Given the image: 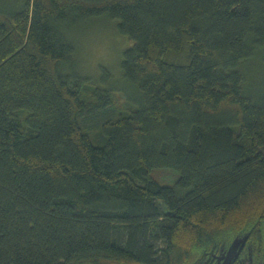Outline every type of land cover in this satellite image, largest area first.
I'll return each mask as SVG.
<instances>
[{
    "label": "trees",
    "instance_id": "1",
    "mask_svg": "<svg viewBox=\"0 0 264 264\" xmlns=\"http://www.w3.org/2000/svg\"><path fill=\"white\" fill-rule=\"evenodd\" d=\"M100 18L123 101L77 60ZM245 234L264 253V0H0V264H217Z\"/></svg>",
    "mask_w": 264,
    "mask_h": 264
},
{
    "label": "rangeland",
    "instance_id": "2",
    "mask_svg": "<svg viewBox=\"0 0 264 264\" xmlns=\"http://www.w3.org/2000/svg\"><path fill=\"white\" fill-rule=\"evenodd\" d=\"M5 1L9 3L14 0ZM73 39L78 46L79 67L92 81L101 83L102 68L106 67L111 74L107 79H110L114 87H119L112 88L118 96L120 92L131 90L128 83L124 84L121 68L123 51L131 45V42L119 33L114 21L100 18L89 22L73 33ZM119 97L120 101L124 100L122 95ZM154 175L161 183L168 185H172L178 177L177 172L171 168H157L154 170Z\"/></svg>",
    "mask_w": 264,
    "mask_h": 264
},
{
    "label": "flooded vegetation",
    "instance_id": "3",
    "mask_svg": "<svg viewBox=\"0 0 264 264\" xmlns=\"http://www.w3.org/2000/svg\"><path fill=\"white\" fill-rule=\"evenodd\" d=\"M251 248L252 252H250ZM212 253L216 258V263L222 264L223 258L221 257L225 255L226 251L217 250ZM232 264H264V253L258 255V253L254 250V244L249 239Z\"/></svg>",
    "mask_w": 264,
    "mask_h": 264
},
{
    "label": "water",
    "instance_id": "4",
    "mask_svg": "<svg viewBox=\"0 0 264 264\" xmlns=\"http://www.w3.org/2000/svg\"><path fill=\"white\" fill-rule=\"evenodd\" d=\"M249 234L243 236H237L232 242L231 246L227 249L223 258L222 264H232L233 261L238 257L241 249L244 248L246 242L249 240Z\"/></svg>",
    "mask_w": 264,
    "mask_h": 264
}]
</instances>
